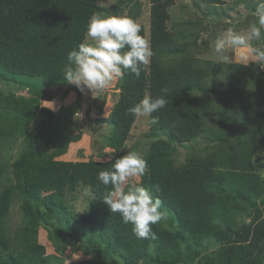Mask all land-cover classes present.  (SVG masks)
<instances>
[{
  "label": "trees",
  "instance_id": "obj_1",
  "mask_svg": "<svg viewBox=\"0 0 264 264\" xmlns=\"http://www.w3.org/2000/svg\"><path fill=\"white\" fill-rule=\"evenodd\" d=\"M173 3L151 0L149 34L142 26L141 34L146 39L149 35L153 55L139 78L130 72L121 77V93L109 115L110 144L120 148L137 119L127 110L147 95L166 99V107L150 115L159 133L145 154L147 172L137 182L170 211L166 225L161 220L151 226L155 239H138L132 225L123 223L120 214L111 213L103 202L110 186L98 182L97 174L111 169L123 151L107 161L56 160L81 135L59 132V127L44 134L43 126L54 123L56 114L49 105H39V94L31 100L17 99L0 88V264H54L58 256L47 252L41 228L63 253L67 243L60 235L69 237V232L48 227L56 221L92 234L125 264H139L148 257L157 264H178L185 259L183 247L190 255L187 263L200 255L197 264H264V244L257 251L250 245L231 244L240 228L235 223L240 208L245 211L258 199L264 205L263 180L252 172L253 155L264 147V111L252 101L258 92L264 103V69L192 54L191 47H199L192 42L197 35L177 25L168 27ZM99 9L98 0H0V79L32 91L68 83L63 75L68 54L84 41L89 18ZM135 10L133 2L125 15L134 19ZM240 76L243 84L238 82ZM222 79L252 95L226 102L229 110L222 100L216 108L217 102L207 94L213 93L210 82L215 86ZM208 135L229 142L233 136L234 146L230 151L210 146L202 155L193 152L177 162L179 144ZM79 185L92 195L82 215L71 211L65 200ZM16 203L23 220L15 226L9 216ZM209 237L229 244L231 254L225 245L215 256L203 254L198 248Z\"/></svg>",
  "mask_w": 264,
  "mask_h": 264
},
{
  "label": "rangeland",
  "instance_id": "obj_2",
  "mask_svg": "<svg viewBox=\"0 0 264 264\" xmlns=\"http://www.w3.org/2000/svg\"><path fill=\"white\" fill-rule=\"evenodd\" d=\"M133 2L136 8L134 20L144 27L147 34H149L151 0H133L131 3L127 0H98L101 9L97 12L105 15H125ZM173 2L169 8L171 17L168 21V27L174 28L173 26L177 25L178 28L182 27L183 30L197 35L198 40L193 37L192 42L199 47L193 45L191 53L196 54L195 56L203 60L213 58L217 62H221L213 52V45L217 36L228 28H233L237 32L245 31L258 19L256 11L259 0H223L221 4H210L204 0H173ZM102 4L106 6L102 7ZM261 33L264 37V29H261ZM148 39L149 35H147ZM89 42L91 43L90 38ZM196 48H199L200 52ZM229 55L232 56L233 54L230 53ZM224 62L230 63L229 61ZM247 66H254L258 70L262 69L254 63ZM213 80L215 84L216 79ZM120 81L121 77H117L109 87L97 91L94 96L91 91L85 89L84 92H81L74 84L70 83L43 88L42 85H37L42 89L32 91L26 85L8 83L0 79V88L5 95L14 96L17 99L23 97L31 100L39 94V105H49L56 114L54 123L43 126L44 134L49 135L59 127V132H69L74 137L81 135L78 141L70 138L72 141L67 152L56 157V160L72 162L107 161L112 159L118 151H123L126 155L130 150L145 158L151 142L157 139L158 135L156 136V134L159 133L153 128L154 124L151 122V116L140 117L135 120L129 138L122 143L120 148L116 144L113 146L110 144L112 127L109 125V115L118 102L121 93ZM213 82H210L209 88L213 93L207 94V96L213 103L222 100L227 110L231 109V106L226 105V102H235L239 98L244 100V98L252 95L250 92L245 91L247 88L236 89L228 80L222 79V82L215 86ZM238 82L240 84L244 83L242 76L239 77ZM259 96L260 93L256 92V96L252 100L254 101L253 106L264 111V103ZM214 105L219 108L218 102ZM210 137L208 135L199 138L195 142L179 144L175 156L177 162H184L193 152L202 155L210 149V146L215 148L225 146L228 151L231 150V146H234L233 136H230V142L226 137L223 139ZM53 148H55V143L52 145ZM252 168V172L258 174L264 183V147L256 149V153L253 155ZM233 170L235 171V168ZM139 180L140 177L135 178L136 183ZM91 199V191L85 185H79L75 191L65 195L69 209L79 215L84 214L89 209ZM252 205L245 211L243 210L244 206L240 208L235 218V223L240 228L237 229L235 235H232L235 241L231 244L245 247L250 245L253 246V250L257 251L260 245L264 244V205L261 199L255 201ZM161 210L164 213L162 222L166 225L170 217V211L164 206H161ZM22 220L20 205L16 203L10 209L9 221L16 226ZM56 226H60L63 231L69 232V237H66V234L60 235L61 240H66L67 243V248L63 253L56 250L54 243L50 241L47 233L41 228V242L46 245L47 252L58 256L54 264H125L122 257L116 255L111 248H106L101 242H97L92 234L85 233L83 230H76L74 225H68L62 221H56L53 225H48L49 228ZM224 245L231 254L229 244L220 242L213 237L206 238L198 249L205 255L212 254V256H215L223 251ZM106 249L107 253L105 252ZM183 250L185 259L178 264L199 263L200 255L187 263L190 260V255L186 254L187 248L183 247ZM152 251L151 249L150 254H152ZM225 257L227 256L223 254L222 258ZM86 260H90V262H83ZM139 264L157 263L148 257L141 260Z\"/></svg>",
  "mask_w": 264,
  "mask_h": 264
},
{
  "label": "clouds",
  "instance_id": "obj_3",
  "mask_svg": "<svg viewBox=\"0 0 264 264\" xmlns=\"http://www.w3.org/2000/svg\"><path fill=\"white\" fill-rule=\"evenodd\" d=\"M256 15L257 21L247 30L237 32L228 28L217 36L213 52L219 61L245 66L254 63L264 69V37L261 33L264 29V0H259ZM141 32V26L126 15L93 13L86 25L84 41L68 54L63 74L65 80L81 92L85 89L91 91L94 96L125 72L139 78L153 55L148 40ZM124 49L127 50L122 51ZM230 53L233 55L230 56ZM166 104L162 96H145L127 111L136 118L147 117L165 108ZM151 122L155 124L156 119ZM147 169V161L130 150L116 158L111 169L99 171L96 177L98 182L110 186L103 202L111 213L120 214L123 223L132 225V232L138 239H155L151 226L164 218L162 201L154 197L148 188L135 182V178L143 176Z\"/></svg>",
  "mask_w": 264,
  "mask_h": 264
}]
</instances>
